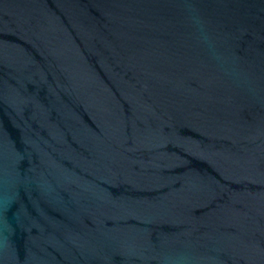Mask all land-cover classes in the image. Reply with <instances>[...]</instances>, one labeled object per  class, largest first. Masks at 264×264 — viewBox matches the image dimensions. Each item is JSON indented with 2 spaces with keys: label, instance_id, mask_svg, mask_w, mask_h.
I'll use <instances>...</instances> for the list:
<instances>
[{
  "label": "water",
  "instance_id": "obj_1",
  "mask_svg": "<svg viewBox=\"0 0 264 264\" xmlns=\"http://www.w3.org/2000/svg\"><path fill=\"white\" fill-rule=\"evenodd\" d=\"M0 264H264V0H0Z\"/></svg>",
  "mask_w": 264,
  "mask_h": 264
}]
</instances>
